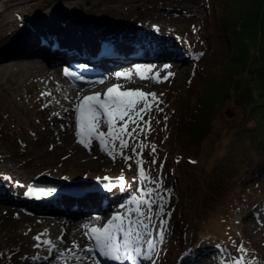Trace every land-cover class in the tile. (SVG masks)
<instances>
[{"label": "rangeland", "instance_id": "obj_1", "mask_svg": "<svg viewBox=\"0 0 264 264\" xmlns=\"http://www.w3.org/2000/svg\"><path fill=\"white\" fill-rule=\"evenodd\" d=\"M214 1L221 6L228 5L230 0ZM210 3L211 0H0V121L3 125L0 126V188L3 185L6 191L0 192V238L4 236L9 242L3 245L4 241L0 242L4 261L0 260V264H107L110 259L104 257L95 241L86 235L89 229L85 226L103 227L118 213L126 216L127 208L122 205H127L133 196H139L142 188L153 193L149 197L151 208L143 209L147 213L145 217L133 215L131 218L144 222L140 228L144 251L147 252L148 240L155 249L150 260L132 253L136 260L128 259L126 264L218 263V249L203 238L190 242L189 234L177 216L170 214L163 198L164 188L172 181L178 132L183 131L199 90L195 84L191 90H186L193 70L187 52L195 45L197 26L204 21L206 6ZM26 14L28 20L22 17ZM89 30H94L103 43L121 41L128 47L137 46L139 53L144 48L159 47L156 52L161 55L155 53L144 59L152 61L132 64L141 60L132 59L125 63L127 66L115 70L110 79L113 85H121V90L155 93L162 101L158 105L162 110L154 105L152 112L144 117L145 120L151 118L152 131L140 135L137 141L156 148L155 153L148 147L143 149L145 168L151 178L158 179L156 184L140 180L137 157L131 148L125 150V154L133 155V159L125 160L119 155L112 159L93 139L90 149L75 142L77 144L70 145L63 155L56 157L58 142L67 134L78 139L74 127L68 130L71 120L67 113L95 83L89 80L84 85L76 84L65 75L64 68L68 67L57 66L47 59L38 64L36 61L10 64L22 60L18 58L39 59V53L34 51L19 54V49L27 44L63 42L66 47L78 46L81 36L96 42L95 37L85 34ZM71 38L74 40L69 44ZM177 58L182 61H173ZM166 64L170 65L167 69L163 67ZM137 65L155 67L151 73H145L148 78L141 79L135 71ZM118 72H131L132 77L117 79ZM157 72L161 78L168 73L172 75L158 82L153 78ZM81 88L87 89L80 91ZM213 113L209 135L202 141L203 151L210 153L206 159L209 162L225 149L233 133L227 124L238 119L241 110L227 98ZM100 130L106 132L107 126L101 123ZM44 135L48 136L42 142ZM152 160L155 163H149ZM41 173L66 176L67 180L62 183L48 178L41 182L63 184L71 190L40 186L37 198H29L26 195L28 184ZM103 176L123 177V183L106 190L101 188L108 181L101 182V187H88L91 181ZM3 193L11 197L10 200L5 199ZM262 206L264 202L242 207L240 212L234 213L232 222L237 238L249 241L241 242L247 250V258L258 264H264ZM37 236L41 237L40 241L35 239ZM47 240L52 244L43 243ZM38 243L40 246L36 247ZM6 246L9 247L5 249Z\"/></svg>", "mask_w": 264, "mask_h": 264}, {"label": "trees", "instance_id": "obj_2", "mask_svg": "<svg viewBox=\"0 0 264 264\" xmlns=\"http://www.w3.org/2000/svg\"><path fill=\"white\" fill-rule=\"evenodd\" d=\"M219 6L214 0L206 6L195 45L187 52L193 70L186 90L194 84L199 90L178 132L172 181L163 198L190 242L206 239L218 249L217 264H232L242 255L241 242L249 243L238 239L234 213L264 202V0ZM225 98L240 108L241 116L228 122L230 140L209 162L202 141ZM1 241L9 244L4 236Z\"/></svg>", "mask_w": 264, "mask_h": 264}, {"label": "snow or ice", "instance_id": "obj_3", "mask_svg": "<svg viewBox=\"0 0 264 264\" xmlns=\"http://www.w3.org/2000/svg\"><path fill=\"white\" fill-rule=\"evenodd\" d=\"M154 65H137L136 73L141 79L148 78L145 73H151ZM165 69L170 65H164ZM65 75H75L65 69ZM161 78L159 72L155 74V79L161 82V79L166 80L168 76ZM117 79L125 78L131 79L132 73L118 72ZM101 80L99 83H103ZM122 86L117 84L107 88L103 94L97 92L92 95L83 96L79 103L76 104V136L78 142L85 148H89L94 140L98 141L102 151L115 159L117 155L125 160L133 159V155L137 157L136 163L138 165L139 178L143 181H149L153 184L158 183V179H153L149 176L145 168V161L143 159V149L148 147L151 152L155 153L154 145H146L143 141H138L140 135L150 133L152 131L151 118L145 120V115L151 113L153 106L156 105L158 109L159 101L155 93L145 92L139 89L121 90ZM162 110V109H158ZM101 123L107 126V131H101ZM131 127V130L130 129ZM118 144V147H117ZM131 148L133 155H126L125 150ZM139 149V151H138ZM149 163H155V160ZM108 179V178H105ZM123 180V177H120ZM152 191L147 189H140L139 196H133L127 205L122 207L127 208V214L118 213L111 217V219L103 227H90L86 235L95 241L96 248L100 253L113 261H120L123 264V258L129 260H136L132 253H137L143 259H151V253L155 249V245L151 240L147 242V252L144 251L142 241V234L140 228L143 226V220L133 221L132 216L145 217V207L151 208L152 201L149 197L152 196ZM135 224V227H133ZM161 238L163 232L160 233ZM37 241L41 237L35 238ZM43 243L52 244L51 240L43 241ZM39 247L38 243L35 245ZM71 251V250H69ZM91 252L93 249H88ZM243 255L232 261V264H258V262L248 259L247 250L240 248Z\"/></svg>", "mask_w": 264, "mask_h": 264}, {"label": "bare ground", "instance_id": "obj_4", "mask_svg": "<svg viewBox=\"0 0 264 264\" xmlns=\"http://www.w3.org/2000/svg\"><path fill=\"white\" fill-rule=\"evenodd\" d=\"M71 20H72V18H71ZM85 34L95 37L96 42H94L95 39L89 40V39H87L88 37L81 36V38H80L81 41L79 42L80 44H78V46L71 45V47H66L63 45L64 44L63 42H62L63 44L60 42V43H56L54 45H48V44L44 45L43 43H41V44L37 43L34 46H32V45L27 44V45H24L23 47H21L19 49V51H20L19 54L24 52L23 54L26 55L29 52L34 51V52H37V53L45 56L47 58V61H50V62H56L60 59H66V60L74 59V57L80 58V62H83V60H87V61L90 60L91 64H92L91 69L94 73V76L91 77L92 78L91 81H94L95 84L93 85L92 88H90L89 91L85 92L82 95V97L87 96V95H92V94H95L97 92H99L101 94L106 92L107 88L113 86V82L110 79L114 77V75H115L114 71L117 69H120L122 67L127 66V65H122V64L129 62L132 59H136V58L143 59V57L144 58L150 57V55L152 56L155 53H158L155 55H161V52L160 53L156 52L157 50H159L158 46H157L158 48L157 47L144 48L145 50H143L142 53H139V48L137 46L136 47L135 46L134 47H130V46L128 47L123 42H121L120 39H119L120 42L118 41L119 43H113V42L108 41V40H106V42L103 43L100 36H98L94 30L86 31ZM83 39H87V42H83ZM72 40H74V38H71V41L68 43L72 44L73 43ZM27 41H29V40H27ZM29 46H30V48H29ZM35 47H37L38 49H35ZM22 48H23V51L21 52ZM19 54H15V55H19ZM145 54H147V55H145ZM20 59H22V58H20ZM74 60H72L71 62L75 63V62H73ZM25 61H27V62H31V61L35 62L36 61V63L38 64V63L44 61V59H41V58L32 59V60L22 59L20 61H12V62H10V64H23V63H25ZM175 62H178V60H176ZM6 64L10 65L9 63H6ZM117 66H122V67H117ZM101 80H103L104 82L99 83V81H101ZM86 89L87 88H85V89L81 88L80 91L86 90ZM82 97L77 99L76 104L80 102ZM76 104L72 107V111L70 113H67V114H69V118L71 120V123L68 124V130H70V128H72V127H74L76 129V112H75ZM72 119H73V123H72ZM67 135L68 136H66V137L62 136L64 138L58 142V145H57L58 149L54 153L56 155V157L63 155L64 152L71 147L70 145H75L78 143V139L76 140L75 137H73V135H71V134H67ZM47 136L48 135L42 136L41 141L43 142L45 140V138H47ZM55 140H57V139H55ZM75 142H77V143H75ZM9 176L11 178H14L15 174H9ZM3 188H5V187H3V185H2V187L0 188V192H6L5 190H3ZM3 196H5L4 197L5 199L11 198V197L5 195V193H3ZM63 197H65V196H63ZM63 199L65 200V198H63ZM66 199H69V198H66ZM122 260H123V264H126L128 262L127 258L122 257ZM118 264H121V262L118 261Z\"/></svg>", "mask_w": 264, "mask_h": 264}, {"label": "water", "instance_id": "obj_5", "mask_svg": "<svg viewBox=\"0 0 264 264\" xmlns=\"http://www.w3.org/2000/svg\"><path fill=\"white\" fill-rule=\"evenodd\" d=\"M72 10H73V12H72L73 15H75V12H76L75 10L76 9L73 8ZM22 17L25 20H28V14L22 15ZM156 28H157V26H156ZM44 178L52 179L54 181H59L60 183L65 182L67 180V177L66 176H52V175H49L47 173H41L37 177H34L33 178V181H31L28 184V188L26 190V195L29 198H37L36 197L37 196L36 194L38 193L37 189L40 188V186L41 187L43 186V188H45V187H51V188H54L55 190L56 189L71 190V189H69L68 187H66L63 184H61V185L58 186L54 182L51 183V184H46V183L41 182ZM105 178H108V179H105ZM106 181H108V182L101 189L106 190L109 187H111L112 185H115V184L121 185L123 183V180H121L120 177H117V176L116 177L115 176H103V177H97L95 180L91 181L92 184H90L88 187H91V186H99V184H101V182H106ZM68 182H70V181H68ZM56 185L58 186L57 188H55ZM85 187H87V186H85ZM99 187H101V186H99ZM78 188L81 189L79 186H78ZM43 193H46V192H43Z\"/></svg>", "mask_w": 264, "mask_h": 264}]
</instances>
